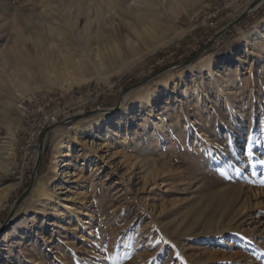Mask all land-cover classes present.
Segmentation results:
<instances>
[{"label":"rangeland","instance_id":"1","mask_svg":"<svg viewBox=\"0 0 264 264\" xmlns=\"http://www.w3.org/2000/svg\"><path fill=\"white\" fill-rule=\"evenodd\" d=\"M131 1L0 0V264H264V1Z\"/></svg>","mask_w":264,"mask_h":264},{"label":"bare ground","instance_id":"2","mask_svg":"<svg viewBox=\"0 0 264 264\" xmlns=\"http://www.w3.org/2000/svg\"><path fill=\"white\" fill-rule=\"evenodd\" d=\"M263 1L264 0H254V5H253L252 9H255L256 7H258ZM124 2H125V0H124ZM138 2H139V0H132L131 3L129 4V6H134ZM119 6H122L120 0H100L99 3L94 4V8H91L89 6L87 8H82V6H80V9L83 11V13L86 14L85 16H87V18H88L86 24H88V22L90 21L89 16L92 12H94V18L96 20H98L100 15L103 13V11H102L103 9L108 8L106 11V15H109L111 10L114 11ZM257 36H258V34H257ZM131 113H132V107H128V106L123 107L121 105L119 107V109L114 114L109 115L108 118H105V119H104V117L106 115L105 114L102 115L101 116L102 120H100L99 118L96 119L95 122H93L92 125L89 126V128H87V127L86 128H78V127L74 126V130L70 131V138L72 140H78V139L87 138V137L90 138V137H95V136L101 135L103 132H105L106 134L109 132H112L116 136L117 134H119L121 132L122 125L127 121L126 119L130 116ZM66 129H68V128H66ZM58 146L61 148L60 152L62 151V154H56L54 156V159H56L54 161V164L62 160V158L66 155L65 152L68 153L70 151V146L68 144V141H66V140L59 142ZM9 168L15 169L16 168L15 164L10 165ZM8 234H9V232L4 234L1 238V240H4L5 238H7Z\"/></svg>","mask_w":264,"mask_h":264},{"label":"built area","instance_id":"3","mask_svg":"<svg viewBox=\"0 0 264 264\" xmlns=\"http://www.w3.org/2000/svg\"><path fill=\"white\" fill-rule=\"evenodd\" d=\"M58 118L59 115L57 113L40 111L37 113V116L31 119L28 136L21 138L16 144V147H18L16 156L20 162L14 172L18 171L20 176H22L26 170L30 169L36 158L38 148L37 138L39 134L46 127L58 123Z\"/></svg>","mask_w":264,"mask_h":264},{"label":"water","instance_id":"4","mask_svg":"<svg viewBox=\"0 0 264 264\" xmlns=\"http://www.w3.org/2000/svg\"><path fill=\"white\" fill-rule=\"evenodd\" d=\"M253 5H254V0H253V2L250 3V5L247 7V9H246V10L240 15V17H239L237 20H235V21L232 22V23H229V24L226 25L224 28H222L221 30H219V31L215 34L214 39H216L218 36H220L223 32L226 31L227 28L231 27V26H232L233 24H235V23H236L241 17H243L246 13H248V12L252 9ZM195 56H196V55L190 57L188 60L193 59ZM188 60H187V61H188ZM147 80H148V79H144V80H141V81H139V82H136V83L130 85L126 90H130V89H132V88H134V87H136V86H139V85L145 83ZM42 151H43V146H42V144H40V146L38 147V153H37V155H36V159L34 160L33 165H32V179H31V181H30V184L28 185V187L26 188V190L21 194V196H20L19 198L16 199V201H15V203H14L15 206H17V205L21 202V200H22V199L28 194L29 190L31 189V186H32V184H33V181H34L35 175H36L37 170H38V168H39V164H40V160H41ZM8 217H9V216H8Z\"/></svg>","mask_w":264,"mask_h":264},{"label":"trees","instance_id":"5","mask_svg":"<svg viewBox=\"0 0 264 264\" xmlns=\"http://www.w3.org/2000/svg\"><path fill=\"white\" fill-rule=\"evenodd\" d=\"M160 55H161V52H160V53H157V54H155V56H158V57H159Z\"/></svg>","mask_w":264,"mask_h":264}]
</instances>
